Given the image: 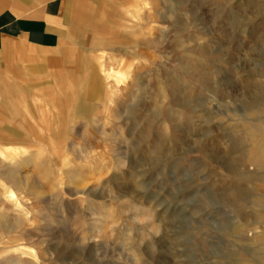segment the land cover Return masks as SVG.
<instances>
[{"label":"rangeland","instance_id":"374dc122","mask_svg":"<svg viewBox=\"0 0 264 264\" xmlns=\"http://www.w3.org/2000/svg\"><path fill=\"white\" fill-rule=\"evenodd\" d=\"M97 3L0 55V264H264V0Z\"/></svg>","mask_w":264,"mask_h":264},{"label":"crops","instance_id":"0c3cea01","mask_svg":"<svg viewBox=\"0 0 264 264\" xmlns=\"http://www.w3.org/2000/svg\"><path fill=\"white\" fill-rule=\"evenodd\" d=\"M67 3L72 30L74 29L73 24L76 22L78 34L77 42H75L78 46L76 45L64 56V61L70 67L68 68L69 71L74 66H78L81 59H85L81 48L87 46L85 44L87 31L91 32L88 42L95 41L103 46L112 43L111 38L100 36L103 34L105 27L92 19V15L101 12V15L104 16V11L107 13L111 12L112 9H102V6L99 7L97 0H0V55H5L7 52L10 58L15 59L11 61H14L18 67L19 65L21 67L24 62L29 63V66H31L33 62H30V60L34 49L42 50V53L44 50H46V53L47 51L59 49L57 47L63 34L68 32V30H65L68 23L66 17ZM86 14H90L88 18L85 16ZM109 28L110 26L106 27L108 30ZM18 57H22L24 61H17L16 58L18 59ZM8 62L10 61L2 64ZM52 79L48 78L49 81ZM14 88L15 84L11 81L0 83L1 102L6 101L10 89Z\"/></svg>","mask_w":264,"mask_h":264}]
</instances>
